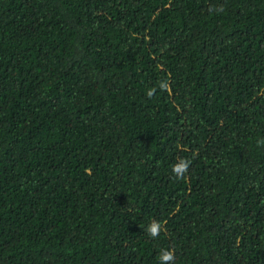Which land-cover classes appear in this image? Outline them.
<instances>
[{"label":"trees","instance_id":"obj_1","mask_svg":"<svg viewBox=\"0 0 264 264\" xmlns=\"http://www.w3.org/2000/svg\"><path fill=\"white\" fill-rule=\"evenodd\" d=\"M261 140L264 0H0V264H264Z\"/></svg>","mask_w":264,"mask_h":264},{"label":"clouds","instance_id":"obj_2","mask_svg":"<svg viewBox=\"0 0 264 264\" xmlns=\"http://www.w3.org/2000/svg\"><path fill=\"white\" fill-rule=\"evenodd\" d=\"M159 87L161 90H167L169 88V85L167 82H160ZM155 89H149L147 91V95L151 97L154 94ZM258 144L264 145V140L258 141ZM190 161L186 159H181L178 163H175L172 166V172L176 175V177L183 178L184 174L188 171ZM162 230V224L160 222H157L153 220L145 229L147 234L155 238L157 237ZM174 260V253L170 250H163L160 253L159 256V264H171V262Z\"/></svg>","mask_w":264,"mask_h":264}]
</instances>
